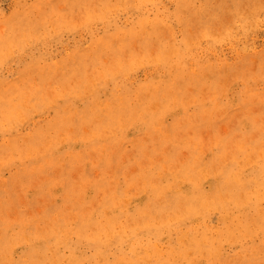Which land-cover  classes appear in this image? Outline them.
Masks as SVG:
<instances>
[{
  "label": "rangeland",
  "instance_id": "374dc122",
  "mask_svg": "<svg viewBox=\"0 0 264 264\" xmlns=\"http://www.w3.org/2000/svg\"><path fill=\"white\" fill-rule=\"evenodd\" d=\"M46 1L40 0L42 7ZM50 1H54L57 9L65 11L61 29L48 42L47 50L52 58L49 63L44 61L50 68L43 86L53 91L43 90L54 102L60 98L55 95L62 94L59 90L64 75L74 76V90L78 74L77 68L63 65L57 59L68 53L72 57L71 51L77 45L87 46L89 31L84 29V20L77 10L65 8L67 0ZM102 1L110 2L108 20L96 16V20L87 25L98 35L112 28L114 23L126 26L139 12L144 13V7L139 11L134 8L136 0ZM144 1L151 16L157 8L164 36L168 31L178 40L182 38V31L187 35L189 48H180L178 57L183 68L182 78L179 82L172 80L177 66L173 56H165L164 65L159 64L155 60L157 48H141L140 37L136 35L125 48L133 67L123 68L131 70V78L136 80L132 87L136 104H128L120 98L110 100L113 85L109 80L104 82L99 75L92 85L93 94L84 95L95 100L96 116L73 127L69 124L57 131L50 128L48 137H43L36 149L34 160L35 155H51L59 167L42 171L39 168L32 181L20 184L13 177L20 171L19 163L8 152L2 154L0 238L7 241L12 261L19 260L24 251L36 249L43 244L41 236H47L60 264H75L65 261L72 243L70 235L73 238L71 229H60L59 235L54 236L45 233L55 228L42 212L57 207L63 216L58 219L71 225L82 222L88 230H92L96 219L113 216L114 230L109 236L121 235L123 240L120 244L114 238L110 248L96 256L97 264H129L128 256L140 264H148L152 257L146 255L145 249L138 247L134 249L135 254L128 253L127 245H132L129 235L133 232L137 238L146 240L143 225L158 221L168 227L162 228L157 240L149 237L159 253L155 264L159 259H163L159 264H264V220L259 219L260 213H264V143L245 144L253 140L241 136L244 131L264 128V0ZM32 2L36 0H0V37L10 32L2 18L19 16L22 4ZM177 3L185 6L181 20L175 16ZM189 6L193 7L194 14ZM149 38L153 41L151 36ZM5 48L0 53V77L11 80L24 73L23 59L30 48H24V53L10 45ZM122 49L114 48L103 54L105 64H110L117 53H121L122 62H127ZM191 74L194 79L190 78ZM147 76H152L154 82H166V90L178 88L181 82L182 92L167 99L157 97L155 103H149L152 96L146 92L147 98L143 99L145 93L137 87L146 82ZM32 78L34 82L39 81L35 75ZM124 82L127 84L125 79ZM73 90V106L80 109L84 99ZM115 109L117 113L109 117L108 111ZM48 112L40 119L48 116L49 120H55L52 110ZM100 120L107 126L96 131L95 124ZM17 130L21 136L28 132L26 126ZM108 138H112V142L105 150L96 148L97 141ZM222 153L228 158L212 159ZM243 164L244 174L258 171L250 181L248 200L228 201L222 208L211 206L214 200H227L215 196L210 199L200 191L209 194L212 187L218 185L222 165L239 180ZM185 171L189 176H184ZM162 181L173 183L163 191ZM194 185L197 188L192 191ZM222 186L227 187L226 182ZM180 194L188 196L186 202H176V209H164L167 211L163 214L157 211L159 204L174 202ZM105 200H109L111 206ZM191 203L195 205L188 210L186 205ZM199 203L202 206L195 208ZM243 216L247 220H243L241 226L238 221ZM232 224L237 227L232 232L226 231L225 226ZM17 228L37 233L33 235L38 241L29 247L24 232L21 233L24 240L15 242L12 237ZM81 251L90 255L87 248ZM55 260L50 257L45 264H59ZM39 264L44 263L40 260ZM77 264L88 262L83 260Z\"/></svg>",
  "mask_w": 264,
  "mask_h": 264
},
{
  "label": "bare ground",
  "instance_id": "6f19581e",
  "mask_svg": "<svg viewBox=\"0 0 264 264\" xmlns=\"http://www.w3.org/2000/svg\"><path fill=\"white\" fill-rule=\"evenodd\" d=\"M67 1L65 2V8L68 10H77L81 15L82 20H84V29L89 31L88 44L87 46L82 47L77 45L76 48H81V50L74 48L71 51L74 53L72 57L70 56V53H68L57 59L61 63L63 62V65L77 68L76 71H78V74L75 77L74 90L72 84L74 76L64 75L59 90L62 94L55 95L60 98L56 99L54 102L51 97L50 99L47 97L43 90L44 88L48 93L53 91V88L48 90L43 86L49 74L47 71L50 68L44 61L49 63L52 58V53L47 50L48 42L54 39L57 30L61 29V20L63 21L65 11L57 9L54 1H46L44 7H42L43 3L40 4V0H36V2H32V4L30 3L29 5L26 3L22 4V10L19 16L8 19L2 18V20L6 22L4 27H9L10 32L7 33V36L0 37V53L3 52V50L5 51L7 49L5 47L8 45L13 48L21 49L23 53L26 52L24 48H30V51L26 52L27 57L23 59L24 70L22 71H24V73L11 80L0 77V160L2 154L6 151L12 159H15L19 163L18 168L20 171H16L13 177L16 181H20V184L32 181L39 168L40 171H42L46 168L59 167L58 161L52 160L51 155H35L36 160L33 159L36 149L42 144L43 137H48L50 128L53 131H57L63 129V127L69 124L73 127L76 124H82L86 118L90 119L96 116L95 100L84 95L86 93L93 94L94 89L92 88V85L96 84V79L99 75L102 76L101 78H103L104 82L109 80L113 85L110 90L113 91L110 100L113 101L120 98L128 104L131 102L132 104H136L134 102L136 94L132 88L136 83V80L131 78V70H123V68L133 67L131 56L125 51V48H128L129 46L128 44L130 40L133 39L132 37L136 35L140 37L141 48H157L155 51V54H157L155 60H157L159 64L164 65L165 56H173L175 58L174 62L177 66L173 69L172 80L174 81L177 79L179 82L182 78L180 71H183V68L181 67L182 65L179 64L178 57L181 55L180 48H189L187 44L188 40L185 37L187 35L182 31V38L178 40L171 36V33L168 31L166 32L168 34L164 36V34L161 33L162 29L159 23L160 19L158 18L159 13L157 12V8H155L154 15L151 16L149 10L147 11L145 8L147 3L144 0H136L134 8L139 11L144 7V13L142 12L141 14L139 12L137 18L126 26H120L114 23L112 28L105 29L104 32H101V34L98 35L87 25L90 21L96 20V16L101 17L103 21L108 20L110 2L102 0ZM189 7L191 14H194L193 7ZM184 8V5L177 3L175 13L177 19H180L184 15ZM137 20L138 22H135ZM150 36L153 41L150 40ZM168 37H170V39H167ZM114 48H123L122 54L127 57V62H122L120 59L121 53H117L113 55L110 64H105L102 55L106 52H112ZM97 68L99 69L98 72H96ZM27 75L31 79L28 78ZM33 75L37 76L39 80L38 82L37 80L34 82V79L32 78ZM123 78L127 81V84L124 82ZM190 78L194 79L192 74ZM154 80L155 79L152 76H147L145 78L146 82L137 86H140V91L145 93L143 99L147 98L148 94H146V92H149L152 96L148 99L149 103H155L157 97V99H167L168 96L179 95L182 92L183 87L181 82L179 83L178 88H168L166 90V82L160 83L154 82ZM72 90L77 96L84 99L83 107L80 109L73 106L74 101L71 98L73 96L71 94ZM255 94L260 95V93ZM50 109L52 110V116L55 117V120H49L47 118L48 116L40 119L41 116L45 117L44 114L49 113L48 111ZM137 110L139 109H135V111ZM116 111L117 109L109 110L108 116H114L115 113H117ZM34 115H38L39 117L34 119ZM95 125L94 129L98 131L100 128L107 126V123L100 120L96 122ZM22 126L28 128V132L23 136H21L17 130V127L21 128ZM241 136L253 140L245 141V144L257 145L256 143H264V128L258 127L254 132L244 131ZM37 137L38 139L36 140ZM111 142L112 138H108L106 141H97L95 145L96 148L105 150ZM4 144L6 145L4 146ZM26 147L28 152H26ZM223 151H225L224 145ZM227 158V155L224 153L212 156V159L217 160H225ZM245 165L249 166V162H246ZM242 168H244V164L241 166V175L238 180L235 173H233L226 165H222L219 169V173L223 178H218V185L212 187L209 194L199 190L200 194L210 199L215 196L227 200L226 202H216L215 200L210 202L211 206H219L220 208H222L228 201H247L250 181H253V176L258 175V171L251 170L249 173L244 174ZM184 176H189V172L185 171ZM225 182L227 187L222 186ZM169 183L173 182L162 181L163 191L169 186ZM195 187V185L192 186V191H194ZM187 197L188 196L186 195L180 194L175 198L176 200L174 202L159 204L157 206V211L163 214L167 211L164 209L174 210L177 207L176 202L182 204L187 201ZM105 202L111 206L109 200H105ZM194 205L195 204L192 203L190 205L187 204L186 208L191 210ZM201 206L202 204L199 203L195 208ZM44 210L46 211H43L42 213H45L47 220L50 221V226L55 228V230L51 232L47 231L45 233L54 236L59 235L58 232L60 229H71L73 238L70 235V241H72V243L70 245L69 256L65 259L67 262L77 264L80 261L86 260L88 264H97L96 261L98 260H96V256L99 257L98 254H101L102 250L107 251L114 241V238H117L120 244L122 243L123 239L121 238V235L109 236V233H112V230H114V219L112 215H108V219L105 220L96 219L92 223V230H88V226L82 222L71 225L66 221L64 222V220L58 219L63 216L57 211L60 210L57 207L51 209L46 208ZM259 219L264 220V213H260ZM243 220H247V218H244L243 216L242 219L238 221L241 226H243ZM163 227H168V225H164V222L160 221L148 226L143 225V228L146 230V240L137 238L136 234L132 232V234L129 235V239L131 240L129 244L132 245H127L128 253L133 255V253H136L134 249L141 247L142 249H145L148 257H152L148 264H155L154 262L159 253L155 250V244L149 241V237L151 236L157 240ZM234 227L237 226L233 224L228 227L225 226V230L232 232ZM24 232L23 228H17L12 239L17 243H20L24 240L21 237V233ZM25 233L28 246L32 247L33 242L38 241L35 239L36 236L33 235L37 233H31L29 230ZM41 237L44 239L42 240L43 244L40 243V246H37L34 250L28 252L27 250L24 251L21 258L14 261L11 260L9 250L6 248L7 241L4 237H1L0 264H39L40 260L45 264L50 257L56 258L55 261L60 264L57 259L59 257L57 256L54 247L49 244V238L46 239L47 236ZM110 237L113 238L109 239ZM81 248L89 249L90 255L86 256L81 251ZM118 254L119 252H117V256ZM141 254L145 253H138L137 255ZM128 258L130 259L128 261L129 264H140V262L132 260L130 256H128ZM162 261L163 259H159L157 264ZM247 261L248 260H242V262Z\"/></svg>",
  "mask_w": 264,
  "mask_h": 264
}]
</instances>
